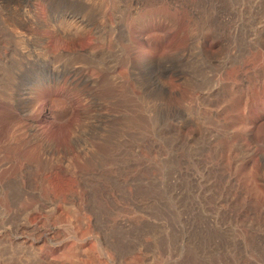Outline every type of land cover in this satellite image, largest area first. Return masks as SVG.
I'll return each instance as SVG.
<instances>
[{
    "label": "rangeland",
    "instance_id": "obj_1",
    "mask_svg": "<svg viewBox=\"0 0 264 264\" xmlns=\"http://www.w3.org/2000/svg\"><path fill=\"white\" fill-rule=\"evenodd\" d=\"M0 264H264V0H0Z\"/></svg>",
    "mask_w": 264,
    "mask_h": 264
},
{
    "label": "bare ground",
    "instance_id": "obj_2",
    "mask_svg": "<svg viewBox=\"0 0 264 264\" xmlns=\"http://www.w3.org/2000/svg\"><path fill=\"white\" fill-rule=\"evenodd\" d=\"M27 15V14H26ZM25 16V15H24ZM28 17V16H27ZM26 17V18H27ZM27 19H30V21H32L33 19H32V17H28ZM55 30H58V29H55ZM77 32V31H76ZM69 37V36H68ZM75 37V36H74ZM70 38V41H71V44L73 45V47H74V42H76V41H74V38L73 37H69ZM140 63H152V60H150V59H148V58H146V57H143L141 60H140ZM113 67H111V69H112ZM111 72H112V70H111ZM109 75V74H108ZM33 90V89H32ZM34 91V90H33ZM22 94V93H21ZM30 99H29V105H31V106H33L34 104H35V101H36V96H34V94H33V92H32V94L30 95Z\"/></svg>",
    "mask_w": 264,
    "mask_h": 264
}]
</instances>
